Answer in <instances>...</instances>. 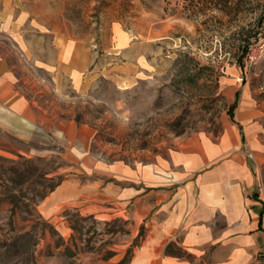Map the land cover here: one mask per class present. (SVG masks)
<instances>
[{"label": "rangeland", "instance_id": "rangeland-1", "mask_svg": "<svg viewBox=\"0 0 264 264\" xmlns=\"http://www.w3.org/2000/svg\"><path fill=\"white\" fill-rule=\"evenodd\" d=\"M129 3L123 9L119 0H12L15 22L0 25V53L13 67L18 88L53 122L88 125L92 136L68 148L105 164L165 156L179 135L219 134L239 88L235 118L253 125L248 147L264 198V0ZM56 39L78 40L89 48L86 73L92 78L84 92L74 90L67 76L52 78L43 66L54 57ZM130 64L136 65L134 82L116 78ZM4 145L0 264H129L141 239L128 220L95 216L91 212L97 207L91 205L54 208L52 220L38 211L39 197L59 178L86 182L102 174L82 170L78 159L70 164L61 143L45 144L41 155L23 153L25 142ZM82 195L89 204L95 198ZM103 207L107 214L112 205L106 200ZM55 220L66 227L57 228ZM180 253L194 264L207 258L195 261ZM156 256L143 254L134 264H159ZM249 264L260 262L253 255Z\"/></svg>", "mask_w": 264, "mask_h": 264}, {"label": "crops", "instance_id": "crops-1", "mask_svg": "<svg viewBox=\"0 0 264 264\" xmlns=\"http://www.w3.org/2000/svg\"><path fill=\"white\" fill-rule=\"evenodd\" d=\"M11 4L12 0H0V25L4 22V27L15 22L10 18ZM52 47L54 57L47 67L43 66L52 78L67 76L74 90L84 92L92 78L90 72L86 73L89 48L72 39L53 40ZM123 72L115 74L116 78L134 82L136 65H128ZM16 82L13 67L0 53V144L25 142L29 146L22 149L23 153L41 155L47 151L45 144L61 143L68 148L92 136L85 123L53 122ZM236 92L233 120L226 112L228 120L219 134L195 132L176 136L165 156L142 163L116 159L105 164L98 157L79 155L68 148L63 158L70 164L78 159L82 170L102 177L98 175L86 182L62 180L40 201L38 211L52 220L54 208L71 206L81 210L91 205L97 207L91 212L95 216L128 220L136 229V236L143 227L140 245L136 251L134 248L129 264L149 253L157 255L159 264H194L182 256L165 254L170 242L195 261L207 256L201 264H249L253 255L257 258L264 250V198L258 194L254 174L257 162L248 147L247 134L253 125L246 118H235L239 88L230 105ZM89 193L95 197L90 204L82 195L88 197ZM106 200L112 205L107 214L103 211ZM63 222L55 220L54 224L57 228L66 227Z\"/></svg>", "mask_w": 264, "mask_h": 264}, {"label": "trees", "instance_id": "trees-1", "mask_svg": "<svg viewBox=\"0 0 264 264\" xmlns=\"http://www.w3.org/2000/svg\"><path fill=\"white\" fill-rule=\"evenodd\" d=\"M129 1L130 0H119V6H122L121 8L125 9V6L130 5ZM246 49H247V47H245V50ZM237 94H238V92H236V94H235V100H234V102L227 109L228 116L232 120H233V110H234V108L236 106V101H237ZM76 121L79 122L78 119H76ZM61 180L62 179L59 178L57 181H55L53 184H51L49 186V191L53 190L61 182ZM44 197H45V195H42L41 197H39L40 198L39 200H42ZM13 211H14V209L11 208V210H10L11 213L10 214H13ZM39 217L41 218V215L40 214H39ZM42 224L43 225L50 226L52 228V226L50 225V223L48 221H46L45 219H42ZM142 231H143V227H140L139 233H138V237L141 236ZM130 249L131 248H128L127 249L126 254L129 252ZM181 251H182V249L179 248V247H176L172 242L168 243L165 246V249H164V253L165 254H171V255H176V256H181V253H180ZM257 258L260 261V264H264V250L261 251L258 254Z\"/></svg>", "mask_w": 264, "mask_h": 264}, {"label": "built area", "instance_id": "built-area-1", "mask_svg": "<svg viewBox=\"0 0 264 264\" xmlns=\"http://www.w3.org/2000/svg\"><path fill=\"white\" fill-rule=\"evenodd\" d=\"M249 156H251V154H248Z\"/></svg>", "mask_w": 264, "mask_h": 264}]
</instances>
